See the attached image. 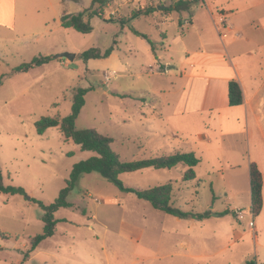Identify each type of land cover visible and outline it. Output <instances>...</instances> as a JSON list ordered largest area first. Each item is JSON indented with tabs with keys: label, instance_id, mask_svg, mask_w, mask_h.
<instances>
[{
	"label": "rangeland",
	"instance_id": "obj_1",
	"mask_svg": "<svg viewBox=\"0 0 264 264\" xmlns=\"http://www.w3.org/2000/svg\"><path fill=\"white\" fill-rule=\"evenodd\" d=\"M92 1L0 0V77L6 76L0 88V164L5 185L26 191V195L0 193V233L7 235H0V264H264V196L262 210L254 215L247 169L250 155L245 146L240 156L230 158L244 166H230L227 155L209 152L200 160L197 179L191 182H183L186 169L182 165L171 170L147 168L119 177L125 186L137 189L172 183L171 204L183 212L229 210L228 215L201 221L179 219L122 192L93 172L81 176L70 193L72 207L55 214V235L29 252L31 240L44 232L43 211L32 199L52 204L66 186L73 166L96 155L66 140L57 128L43 136L36 132L40 118L63 119L71 113L74 89L93 88L85 96L76 127L114 137L112 148L122 161L171 155L181 151L175 147L177 143L183 152L190 148L180 143L185 139L180 135L141 132L135 135L140 138L131 136L127 141L122 128L114 126L122 124L124 111L137 113V104L155 99L156 91L171 86L169 78L157 75L162 73L159 67H155L156 74H148L145 68L150 63L157 66L161 56L175 55L176 46L170 42L179 30V19L186 14L171 11L158 28L159 12L130 21L131 12L139 3L158 5L169 0H114L106 14L118 12L124 24L106 22L117 17L110 15L94 18L90 34L66 32L61 17L91 9ZM133 30L146 35L156 53L148 51V41ZM111 47L129 67L108 82L109 69L91 71L88 61L78 55L91 48L105 51ZM62 53L77 57L73 61L54 58L28 73L14 74L36 57ZM172 82L179 84V79ZM199 126L203 125L192 129ZM192 134L186 137L191 150L196 148Z\"/></svg>",
	"mask_w": 264,
	"mask_h": 264
},
{
	"label": "crops",
	"instance_id": "obj_2",
	"mask_svg": "<svg viewBox=\"0 0 264 264\" xmlns=\"http://www.w3.org/2000/svg\"><path fill=\"white\" fill-rule=\"evenodd\" d=\"M176 1L158 5L139 3L136 10L158 7L152 14L159 12L157 27L160 28L171 14L164 10ZM194 1L190 11H180L186 15L179 19V30L170 42L176 46L175 55L161 56L157 66L150 63L145 68L148 74H156L155 67H159L162 73L157 75L169 78L171 86L156 91L155 99L137 104V113L124 111L121 119L124 126H114L122 128L127 141L140 138L135 135L141 132L151 136H183L185 139L180 143L190 147L185 153L192 152L202 160L205 154L218 151L229 157L225 161L230 166L235 164L230 158L240 156L245 146L250 155L249 179L250 165L254 163L262 173L264 196V0ZM106 13L105 19L110 15L117 16L115 19L123 18L118 12L109 16ZM218 14L225 15L229 25L225 38H221L215 28ZM165 39L167 41V37ZM147 49L152 51L149 43ZM87 66L91 71L109 69L115 73L126 72L129 67L115 48L109 58L90 59ZM175 78L179 79V84L172 82ZM231 81H236L243 92L244 102L240 106L229 105ZM196 124L203 126L194 131ZM191 133L196 145L193 150L186 138ZM175 147L181 149L177 152L185 151L178 143Z\"/></svg>",
	"mask_w": 264,
	"mask_h": 264
},
{
	"label": "trees",
	"instance_id": "obj_3",
	"mask_svg": "<svg viewBox=\"0 0 264 264\" xmlns=\"http://www.w3.org/2000/svg\"><path fill=\"white\" fill-rule=\"evenodd\" d=\"M69 0H62L63 3ZM113 0H93L91 9L78 14H64L60 23L65 29H72L82 34H90L94 27L92 21L99 17L104 19L105 11ZM195 4L191 0H177L173 5L167 8L166 12L171 11H190ZM158 7L148 6L145 9L133 11L130 21L140 18L142 16H149L157 11ZM121 22L124 24V19H109L106 22ZM134 33L146 41L152 48L153 53H156V48L152 41L146 36L133 30ZM114 52L111 47L105 51L99 48H91L78 55L80 59L88 61L90 59H107ZM54 56H40L34 58L31 62L22 64L14 70V74L28 73L35 68L44 66L54 60ZM6 76L0 77V88L4 83ZM93 91V88H76L73 90V104L71 113L63 118L42 117L35 123L36 132L42 136L50 128H59L66 140H72L84 152H93L96 155L88 160L81 161L75 164L72 168L69 178L66 180V186L61 190L58 198L49 205L41 201L32 199V202L37 204L41 210L42 221L44 223V232L41 235L34 237L30 243V253L34 252L41 242L47 238L53 237L56 233V226L58 220L55 214L62 208L72 207V203L68 201L70 193L77 186L81 176L91 174L93 172L99 173L104 179L108 180L117 186L124 193H132L138 199L147 201L157 211L172 215L179 219H195L205 220L212 216L223 217L230 213L229 210L217 213H194L183 212L179 208H175L171 204L173 196V184L167 183L162 186L137 189L127 187L120 180V175L125 173L137 172L147 168H154L156 170H171L179 165L186 168L183 175V182H191L196 179L195 167L200 163L199 158L192 152H176L171 155L155 156L145 160H138L132 162H124L119 155L113 150V139L102 135L95 129H78L76 127L77 119L79 118L83 107L85 106V96L88 92ZM229 105L231 107L240 106L244 102L243 92L240 85L236 81L229 83ZM250 187H251V211L254 215H258L263 207V177L257 165L252 163L250 165ZM0 193L11 195H26L23 188L6 186L4 183L3 171L0 164ZM3 238H7L6 234L0 233ZM247 264H254L253 262Z\"/></svg>",
	"mask_w": 264,
	"mask_h": 264
},
{
	"label": "built area",
	"instance_id": "obj_4",
	"mask_svg": "<svg viewBox=\"0 0 264 264\" xmlns=\"http://www.w3.org/2000/svg\"><path fill=\"white\" fill-rule=\"evenodd\" d=\"M194 1V0H191ZM195 2V1H194ZM219 15V21L215 23V28L221 38H225L227 35V30H229V25L227 23V19L225 15L218 14ZM115 72L110 73L109 76L106 77V81L110 82L112 77H115ZM243 216H241L242 218ZM251 226H254V222H251Z\"/></svg>",
	"mask_w": 264,
	"mask_h": 264
},
{
	"label": "water",
	"instance_id": "obj_5",
	"mask_svg": "<svg viewBox=\"0 0 264 264\" xmlns=\"http://www.w3.org/2000/svg\"><path fill=\"white\" fill-rule=\"evenodd\" d=\"M159 8H165V7H159ZM75 56L74 54H70V53H62V54H59L57 55L55 58L58 59V58H66L70 61H73L75 59Z\"/></svg>",
	"mask_w": 264,
	"mask_h": 264
}]
</instances>
